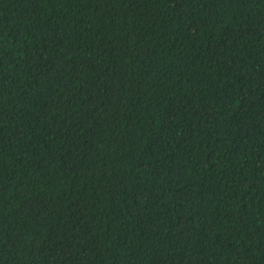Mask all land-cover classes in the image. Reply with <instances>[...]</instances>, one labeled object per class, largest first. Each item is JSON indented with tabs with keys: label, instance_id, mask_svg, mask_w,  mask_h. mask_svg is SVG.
<instances>
[{
	"label": "trees",
	"instance_id": "1",
	"mask_svg": "<svg viewBox=\"0 0 264 264\" xmlns=\"http://www.w3.org/2000/svg\"><path fill=\"white\" fill-rule=\"evenodd\" d=\"M0 264H264V0H0Z\"/></svg>",
	"mask_w": 264,
	"mask_h": 264
}]
</instances>
